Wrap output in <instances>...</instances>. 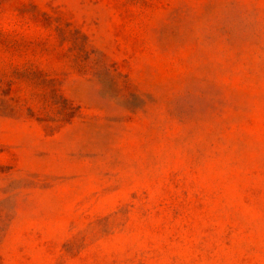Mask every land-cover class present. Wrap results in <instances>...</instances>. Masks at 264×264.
I'll use <instances>...</instances> for the list:
<instances>
[{
  "label": "rangeland",
  "instance_id": "rangeland-1",
  "mask_svg": "<svg viewBox=\"0 0 264 264\" xmlns=\"http://www.w3.org/2000/svg\"><path fill=\"white\" fill-rule=\"evenodd\" d=\"M0 264H264V0H0Z\"/></svg>",
  "mask_w": 264,
  "mask_h": 264
}]
</instances>
